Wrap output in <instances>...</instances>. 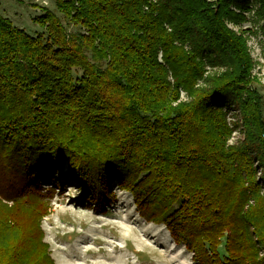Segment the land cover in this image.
I'll list each match as a JSON object with an SVG mask.
<instances>
[{"label": "trees", "instance_id": "1", "mask_svg": "<svg viewBox=\"0 0 264 264\" xmlns=\"http://www.w3.org/2000/svg\"><path fill=\"white\" fill-rule=\"evenodd\" d=\"M55 2L82 34L49 10L38 36L0 14V264H56L43 222L70 180L95 211L130 193L196 264H264L263 98L242 30L264 37V0Z\"/></svg>", "mask_w": 264, "mask_h": 264}, {"label": "rangeland", "instance_id": "2", "mask_svg": "<svg viewBox=\"0 0 264 264\" xmlns=\"http://www.w3.org/2000/svg\"><path fill=\"white\" fill-rule=\"evenodd\" d=\"M46 10L59 17L70 37L84 32L57 10L55 0H0V14L31 36L45 32L34 19ZM230 28L239 33V28L232 25ZM245 29H249L245 36L255 64L252 88L263 98L264 113V37L252 20L242 27ZM81 75L75 71L77 78ZM241 137L238 130L231 143ZM61 185L62 189L56 190L52 214L43 222L45 241L56 264H181L171 257L178 254L188 264H196L193 254L175 243L165 226L149 223L140 216L130 193L114 187L117 201L104 211H95L89 208L84 187L79 182L70 180L68 185ZM140 241L144 243L142 248L136 247Z\"/></svg>", "mask_w": 264, "mask_h": 264}, {"label": "bare ground", "instance_id": "3", "mask_svg": "<svg viewBox=\"0 0 264 264\" xmlns=\"http://www.w3.org/2000/svg\"><path fill=\"white\" fill-rule=\"evenodd\" d=\"M151 232H155V230L154 229H149ZM146 234V233H145ZM146 236V235H145ZM157 236H160V234L159 233H157ZM142 246H144V243H142L141 241L140 242H136V247H140V248H142ZM135 247V248H136ZM149 248V247H148ZM173 252H175V249H173L172 250ZM172 258H173V260H175V261H179L181 264H188L187 263V261H186V259L182 256V254H178V255H176V256H171Z\"/></svg>", "mask_w": 264, "mask_h": 264}, {"label": "clouds", "instance_id": "4", "mask_svg": "<svg viewBox=\"0 0 264 264\" xmlns=\"http://www.w3.org/2000/svg\"><path fill=\"white\" fill-rule=\"evenodd\" d=\"M229 143H231V141H229Z\"/></svg>", "mask_w": 264, "mask_h": 264}]
</instances>
